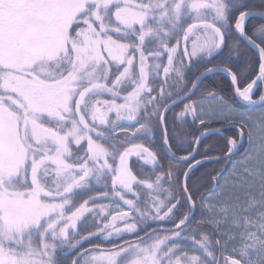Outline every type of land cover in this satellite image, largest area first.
Returning <instances> with one entry per match:
<instances>
[{
  "label": "snow or ice",
  "instance_id": "obj_1",
  "mask_svg": "<svg viewBox=\"0 0 264 264\" xmlns=\"http://www.w3.org/2000/svg\"><path fill=\"white\" fill-rule=\"evenodd\" d=\"M61 255L264 264V0H0V264Z\"/></svg>",
  "mask_w": 264,
  "mask_h": 264
},
{
  "label": "trees",
  "instance_id": "obj_2",
  "mask_svg": "<svg viewBox=\"0 0 264 264\" xmlns=\"http://www.w3.org/2000/svg\"><path fill=\"white\" fill-rule=\"evenodd\" d=\"M215 78H212L210 77L209 78V83L213 82ZM189 140H191V137H188ZM208 145L211 146V145H214L215 144V140L214 139H211L209 140L208 142ZM203 150V148L201 149ZM199 158V157H198ZM134 159V158H133ZM195 163V162H194ZM217 167H220V165H216V164H212L210 162H205V166L204 167H201L198 169V171H196L193 179H195L196 177H199L200 175H202L204 172L206 171H211L212 169L214 168H217ZM60 261H61V264H70V257L68 255H61L59 257Z\"/></svg>",
  "mask_w": 264,
  "mask_h": 264
},
{
  "label": "rangeland",
  "instance_id": "obj_3",
  "mask_svg": "<svg viewBox=\"0 0 264 264\" xmlns=\"http://www.w3.org/2000/svg\"><path fill=\"white\" fill-rule=\"evenodd\" d=\"M204 103H205V105H207V103H208V102H207V101H205Z\"/></svg>",
  "mask_w": 264,
  "mask_h": 264
}]
</instances>
